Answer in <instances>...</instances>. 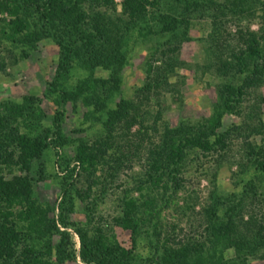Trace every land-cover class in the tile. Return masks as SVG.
<instances>
[{
    "label": "trees",
    "instance_id": "1",
    "mask_svg": "<svg viewBox=\"0 0 264 264\" xmlns=\"http://www.w3.org/2000/svg\"><path fill=\"white\" fill-rule=\"evenodd\" d=\"M83 2L88 3V10ZM101 4L106 7L104 10L98 9ZM109 4L110 0H0V12L9 16L8 20L3 18L0 22V41L20 48L23 56L44 39H50L57 46L55 70L47 82L56 107L51 124L40 128L41 111L36 108L37 98L33 95L0 105V264H64L77 256L83 264H130L129 249L116 240L107 239L91 220L82 225L72 219L75 200L87 198L88 193L74 189L71 176L78 165L79 170H84L92 179L97 165L104 162L108 144L117 147L113 152L114 163H118V151L122 152L127 146H132L137 153L138 143H132L123 135L125 146H117V138L122 131L130 132L135 122L142 126L152 114L151 110L142 108L146 95L136 103L121 99L114 108L107 105L112 91L119 86L120 60L115 58V48L121 45L123 32H128L131 26L137 27L142 35H150L153 27H158L162 36L178 39L180 31L182 36L187 34V19L199 9L213 26L211 38L214 40L206 48L204 69L222 80L216 86L212 113L190 126L181 122L176 127L165 125V129L162 128L161 140L147 149L145 171L133 187L124 190L129 197L114 222L132 231L140 225L142 204L139 196L131 195L133 190L140 195L156 193V187H161L174 198L172 192L182 187V177L178 175L189 153L198 151L197 158L202 159L198 166L204 175L210 173V180L215 179L225 161L232 159L239 168L236 174L240 177L246 173L250 177L242 185L236 182V188L229 193L217 192L220 187L216 184L199 212H194L196 204L187 206L185 202L186 208L197 216L203 232L198 239L190 238L186 243L178 241L176 248L165 249L162 264H252L255 260H264V223L254 218L242 219L245 203L251 205L264 200V141L262 145L247 146L243 150L244 164L237 158L234 160L229 135L232 129L224 126L222 119L226 114L239 113L243 96L247 94L245 86H256V82L264 79V2L259 6L262 12L259 30L240 27L239 32L231 36L234 44L217 40L214 25L217 17L226 15L238 20L253 17L258 11L253 10L249 0H123L122 15L126 18H115ZM12 48L7 46L9 53ZM159 55L166 67L164 73L171 72L175 66L169 61L170 56L161 49ZM112 58L116 66L111 80L88 75L74 85L66 84L74 65H88L93 69L107 65ZM3 65L0 56V69ZM221 75L240 76L241 81L232 84ZM99 83H110V91L104 93V98L99 94ZM77 101L84 107L94 105V110L100 114L96 119L102 125L103 135L94 146L79 140L73 158L54 152L55 163L68 174L62 178L55 207L43 206L33 197V163L38 162L39 171H44L41 160L44 152L61 146L63 107ZM155 112L154 124L160 113L158 109ZM238 129L241 133L239 126ZM51 211L56 212L53 220L49 217ZM69 228L78 236L77 252Z\"/></svg>",
    "mask_w": 264,
    "mask_h": 264
},
{
    "label": "rangeland",
    "instance_id": "2",
    "mask_svg": "<svg viewBox=\"0 0 264 264\" xmlns=\"http://www.w3.org/2000/svg\"><path fill=\"white\" fill-rule=\"evenodd\" d=\"M249 1L253 5V10L258 11L253 17L243 20L234 19L229 15L217 17L213 31L215 35L217 33L215 36L217 40H227L226 42L234 44V38L231 36L237 34L240 27L244 30L245 28L251 31L259 30L261 25L259 14H262L259 6L264 0ZM110 2L109 8L114 9L115 18L116 16L126 18L125 14L122 15L123 0H110ZM83 3L85 10H88V3ZM105 8L103 4L98 7L100 10ZM3 18L8 20L9 16L5 12H0V22ZM187 20L189 30L185 36H182L180 31L178 39L162 36L158 27H153L150 35H142L137 27L134 29L131 26L128 32H123L122 43L115 48L117 52L115 58L120 60L119 86L117 90L112 91L107 105L109 108H114L121 99L136 103L138 98L143 99L146 95L147 100L144 101L142 108L151 110L152 114L148 115L147 121L142 126L135 122L130 127V132L122 131L117 138V146H125L126 140L121 139L123 135L128 136L132 143H138L140 147L137 153L133 152L132 146H127L122 152L118 151L120 152L117 154L118 163H114L113 152L117 147H109L108 144L105 146L107 153L104 154V162L101 161L97 165L92 179L84 170H79L78 165L71 176L73 188L88 193L87 198L75 200L72 219L82 225H86L91 220L92 224L103 230L107 239L116 240L129 249L130 264H162L165 249L176 248L178 241L186 243L190 238L198 239L203 231L194 214L199 212L201 205H204L208 192L211 189L215 190L216 184L220 187L217 192H232L238 182L242 185L250 177L246 173L239 177L236 174L239 168L235 161L230 159V163L225 161L221 165L215 179L210 180V173L204 175V171L198 166V162L202 159L197 158L196 150L197 152L193 151L187 155L185 165L178 175L182 177L180 182L182 187H179L175 193L172 192L174 198L169 197L170 192L165 193L161 187H156V193L140 195L133 190L131 195L139 196L138 201L142 204L139 211L140 225L132 231L131 228H124L114 222L115 217L120 216V209L126 197H129L124 190L133 187L135 180L145 171L147 149L161 140L162 128L165 129V125L176 127L181 122L190 126L200 120L199 118L207 117L212 113L216 86L222 81L219 75L212 74L209 70L206 72L204 69L206 48L208 49L214 40L211 38L213 26L210 18L201 9L194 12ZM7 46L12 48L7 42L0 41V56L4 60V65L0 69V105L4 102L20 100L27 94L33 95L37 98L36 108L41 111L38 118L40 128L49 126L56 107L52 103L47 82L52 79L55 70L57 46L50 39H44L35 48L28 50L27 56H23L20 48L15 47L9 53ZM160 49L170 56L169 61L175 66L169 73H164L166 67L160 62ZM171 51L172 54L169 53ZM115 66L114 58L107 65H99L93 69L88 65L86 67L74 65L66 84L74 85L79 79L88 75L111 80ZM221 76L232 84L241 81L240 76ZM109 86L110 83L101 84L99 94H102V98L105 97L104 93L110 91ZM244 90L247 94L243 96L239 113L226 114L222 118L223 125L232 129L229 134L232 158L234 160L237 158L243 164L246 162L243 150L248 148L247 146L262 145L264 141V79L256 82V86H245ZM63 108L61 146L57 149L48 148L44 152L41 159L44 171H39L38 162L33 163L31 171L34 176L33 197L43 206L51 208L55 207L59 198L62 178L68 174L55 163L54 152L57 151L66 158H73L79 140L94 146L103 135L102 125L96 119L100 114L94 110V105L84 107L77 101L66 103ZM156 109L160 113L157 114L158 118L154 124ZM89 111L92 113L89 114ZM234 126L237 129H234ZM110 155L113 157L111 158ZM211 166H214V163ZM88 187H90L89 191ZM185 202L187 206L196 204L195 213L186 208ZM245 205L242 212L243 220L254 218L264 223L263 199L254 201L251 205L247 202ZM55 213V211L49 213L51 220L55 218ZM68 230L72 233L77 252L78 236L72 229ZM263 263L264 260L252 262V264ZM64 264L83 263L77 256L74 261H67Z\"/></svg>",
    "mask_w": 264,
    "mask_h": 264
}]
</instances>
